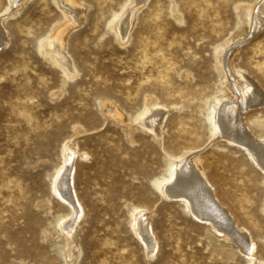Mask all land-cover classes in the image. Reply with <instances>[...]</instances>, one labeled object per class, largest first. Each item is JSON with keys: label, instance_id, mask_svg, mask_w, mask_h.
<instances>
[{"label": "rangeland", "instance_id": "obj_1", "mask_svg": "<svg viewBox=\"0 0 264 264\" xmlns=\"http://www.w3.org/2000/svg\"><path fill=\"white\" fill-rule=\"evenodd\" d=\"M81 1L84 21L66 42L77 73L65 83L41 46L64 23L54 0H27L5 22L0 264H248L241 254L220 259L222 239L154 189L152 181L166 175V158L187 150L195 151L217 197L254 237L264 259V175L242 149L211 140L207 120L224 83L216 49L243 28L258 0H149L125 42L110 23L127 0ZM8 4L0 0V16ZM262 27L235 43L229 56L264 90ZM155 103L170 109L160 135L136 122ZM107 104L127 123L113 121ZM259 109L247 113L245 123L254 121L264 134ZM68 149L77 152L72 186L81 206L71 233L55 228L70 206L52 185ZM139 206L149 211L154 256L132 226ZM71 238L78 246L72 263Z\"/></svg>", "mask_w": 264, "mask_h": 264}, {"label": "bare ground", "instance_id": "obj_2", "mask_svg": "<svg viewBox=\"0 0 264 264\" xmlns=\"http://www.w3.org/2000/svg\"><path fill=\"white\" fill-rule=\"evenodd\" d=\"M26 1L8 0V9L4 15L0 16V49H3L8 43L5 22L20 11L25 6ZM148 1L127 0L122 10L118 14L116 13L110 23L112 32L116 36H120L123 41L129 40L137 22L138 13L146 6ZM54 2L64 14V23L53 35L51 42L48 44L43 42L41 46L44 51L43 56L48 55L52 65L63 71V82L65 83L77 73L66 50L67 37L71 32L78 29L84 21L86 4L81 0H54ZM242 11L244 12V9ZM243 24V28L238 33L230 35L228 40L216 49L215 55L222 69L224 83H221L223 89L216 97L214 106L211 108L212 112L207 116V120L211 140L230 143L242 149L248 159L264 175V134L258 132V128L254 126V121L245 123L247 113L256 111L259 108L263 110L264 90L260 88L255 80L250 79L251 75L248 77L245 72L242 73L243 71H240V68L233 64L231 56H229V50L232 49L231 47L235 43L245 40L252 31H259L260 28H263L264 0H258L250 8ZM39 53L43 54L42 51H39ZM228 77L231 78L230 84L228 83ZM231 84L233 90L230 88ZM111 105L103 106L105 111H108V116L116 123H127L122 113ZM164 106H159L158 103L147 106L144 112L136 118V122L140 119L147 129L153 131L154 134L159 133L156 131H160V126H162L164 119L167 117L166 115L170 112V109ZM76 155L77 152L74 149L68 151L64 157L62 168L58 175H55L56 178L52 184L55 192L70 206V212L67 215L57 217L55 228L60 231H70V233L73 231L76 216L81 213V206L77 201L78 199H76L72 186L74 181L73 163ZM166 162L164 179L159 183L152 181V185L160 197L176 201L185 215L206 223L210 232L215 234L217 238L222 239H218L220 246L217 253L220 259H233L236 254H241L248 264H264V259L257 254L256 240L247 230L237 224L233 215L219 200L213 186L204 174L205 172L203 173L199 166L195 151L187 150L180 156H174V158L168 156ZM144 210L145 208L140 206L134 208L131 215L133 218L132 226L145 244L147 253L154 256L157 243L152 237L153 232H150L151 226L148 225L150 221L147 223L148 216H150L148 215L149 211ZM70 241L73 248L69 252L68 259L72 263L76 260V254H74L76 244L72 243V238ZM64 253L66 251L62 255ZM77 259L79 258L77 257Z\"/></svg>", "mask_w": 264, "mask_h": 264}]
</instances>
